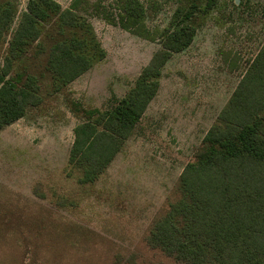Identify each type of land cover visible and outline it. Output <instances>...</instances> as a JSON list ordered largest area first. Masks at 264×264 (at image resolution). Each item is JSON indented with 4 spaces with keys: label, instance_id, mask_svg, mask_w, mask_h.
I'll list each match as a JSON object with an SVG mask.
<instances>
[{
    "label": "rangeland",
    "instance_id": "1",
    "mask_svg": "<svg viewBox=\"0 0 264 264\" xmlns=\"http://www.w3.org/2000/svg\"><path fill=\"white\" fill-rule=\"evenodd\" d=\"M88 1L106 57L0 129V264H176L145 242L148 228L175 199L185 166L264 44V0H218L191 45L167 61L122 151L97 181L80 184L67 174L82 121L71 100L114 106L160 47L158 37L99 15L103 6L116 12L117 0ZM140 1L155 32L182 0ZM26 4L20 0L19 10Z\"/></svg>",
    "mask_w": 264,
    "mask_h": 264
},
{
    "label": "trees",
    "instance_id": "2",
    "mask_svg": "<svg viewBox=\"0 0 264 264\" xmlns=\"http://www.w3.org/2000/svg\"><path fill=\"white\" fill-rule=\"evenodd\" d=\"M0 0V129L60 92L106 57L88 0ZM218 0H182L169 26L152 32L140 0L99 15L160 47L114 106L85 108L67 174L97 181L122 151L160 88L167 61L187 49ZM86 5V7L84 6ZM100 4H93L96 11ZM145 242L176 264H264V44L181 173L175 199L152 220Z\"/></svg>",
    "mask_w": 264,
    "mask_h": 264
}]
</instances>
